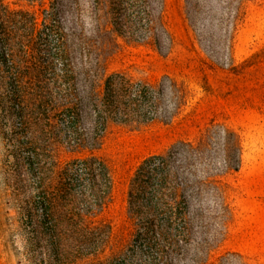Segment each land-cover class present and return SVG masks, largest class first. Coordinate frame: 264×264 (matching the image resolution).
I'll use <instances>...</instances> for the list:
<instances>
[{"label":"rangeland","instance_id":"rangeland-1","mask_svg":"<svg viewBox=\"0 0 264 264\" xmlns=\"http://www.w3.org/2000/svg\"><path fill=\"white\" fill-rule=\"evenodd\" d=\"M162 1L163 18L173 38L167 52L158 50L152 37L135 40L108 33L109 0H5L11 13L0 17V133L8 135L20 121L14 114L16 103L5 98L15 89L16 72L21 74L19 85L24 91L29 83L26 70L39 69L41 80L53 92H62L59 76L64 70L69 75L78 73L77 89L83 95L86 74L102 78L124 73L133 83L152 86L165 76L174 78L183 84L187 98L172 120L158 116L146 123L109 121L94 149L57 145L56 158L62 167L96 157L109 170L111 188L91 217L95 226L110 232L101 260L107 264L142 261L143 243L135 235L143 200L128 196L137 167L218 126L236 133L242 146L239 171L222 178L230 214L225 219L204 210L194 223L214 230L225 221L226 235L217 252L237 251L251 264H264V0H242L243 16L229 43L219 39L224 24L218 21L227 12L222 0H209L194 26L187 11L195 12L192 8L201 0H188V7L185 0ZM66 124L67 118L59 116L54 131L61 138ZM217 129L210 146L215 164L222 158ZM7 148L9 143L0 137V173ZM202 204L206 205L205 199ZM17 220L0 177V264H29L23 255L25 233ZM207 243L216 246L219 240Z\"/></svg>","mask_w":264,"mask_h":264},{"label":"trees","instance_id":"trees-1","mask_svg":"<svg viewBox=\"0 0 264 264\" xmlns=\"http://www.w3.org/2000/svg\"><path fill=\"white\" fill-rule=\"evenodd\" d=\"M208 1L196 2L195 12L187 11L193 26ZM4 2L0 0V17L11 13ZM185 3L188 7V0ZM222 3L227 12L218 21L224 24L219 39L229 43L243 16L242 0ZM163 12L162 0H109L108 33L135 40L152 37L157 49L167 52L173 38ZM77 74L64 70L59 76L64 88L53 92L41 80L39 69L26 70L29 83L24 91L19 85L21 74L16 72L15 89L5 96L16 103L14 114L20 121L8 135L0 133L1 140L9 143L0 177L17 213L18 228L25 233L23 255L29 264H107L101 255L109 229L95 226L91 217L111 188L109 170L96 157L62 167L56 158L57 145L94 149L109 121L146 123L158 116L170 121L187 98L183 84L169 76L152 86L133 83L124 73L102 78L86 74L83 95L77 89ZM62 115L67 124L61 138L54 130ZM215 128L221 130L222 142L217 164L210 155ZM219 128L205 130L195 141H180L166 154L151 156L137 167L128 196L143 200L135 235L143 243L140 264H251L237 251L217 252L226 235L225 221L214 230L194 223L204 210L225 219L230 214L222 178L239 171L242 146L236 133ZM208 239L219 243L211 246Z\"/></svg>","mask_w":264,"mask_h":264}]
</instances>
